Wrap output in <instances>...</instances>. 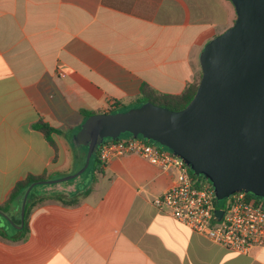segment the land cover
Segmentation results:
<instances>
[{"label": "crops", "instance_id": "0c3cea01", "mask_svg": "<svg viewBox=\"0 0 264 264\" xmlns=\"http://www.w3.org/2000/svg\"><path fill=\"white\" fill-rule=\"evenodd\" d=\"M231 3L0 0V205L30 175L52 180L81 168L74 138L83 110L140 105L144 84L182 93L204 47L234 23ZM40 121L56 129L51 139ZM100 165L36 183L26 232L25 194L0 209V264H264V247H222L152 203L174 169L138 153Z\"/></svg>", "mask_w": 264, "mask_h": 264}, {"label": "water", "instance_id": "95a60500", "mask_svg": "<svg viewBox=\"0 0 264 264\" xmlns=\"http://www.w3.org/2000/svg\"><path fill=\"white\" fill-rule=\"evenodd\" d=\"M234 23L204 47L202 78L190 104L173 110L151 102L126 111L96 113L77 131L88 145L85 164L55 183L83 173L105 139L130 133L179 155L195 175L213 184L218 200L246 191L264 199V0H231ZM2 213V211L0 210ZM217 214L222 211L217 209ZM6 215V214H5Z\"/></svg>", "mask_w": 264, "mask_h": 264}, {"label": "built area", "instance_id": "2783aa9c", "mask_svg": "<svg viewBox=\"0 0 264 264\" xmlns=\"http://www.w3.org/2000/svg\"><path fill=\"white\" fill-rule=\"evenodd\" d=\"M100 152L104 163L116 156L138 153L165 169H174L173 184L156 195L152 203L193 232L239 253L264 247L263 198L239 191L218 200L208 178L193 175L179 155L141 136L109 141ZM217 209L222 211L221 216Z\"/></svg>", "mask_w": 264, "mask_h": 264}, {"label": "trees", "instance_id": "16d2710c", "mask_svg": "<svg viewBox=\"0 0 264 264\" xmlns=\"http://www.w3.org/2000/svg\"><path fill=\"white\" fill-rule=\"evenodd\" d=\"M201 78H202V70L200 69L199 72L197 73V75L195 76L193 82L188 84V86L180 94H166V93L158 92L157 90L150 87L149 85L144 84L142 89H141V92L143 95H142V98L140 100V105L151 102V103H154L157 105L168 107V108L173 109V110L183 109V108L187 107L190 104V102L192 101V99L194 98V96L197 92V89L199 87ZM117 110L118 109H116V110L112 109V110H110V112H116ZM82 113L84 114L85 118H88L89 116L96 114L97 112L83 110ZM37 127L39 130L44 132L49 139H51V137H50L51 133L53 131H56V129L54 127H52L50 124H48L47 122H44V121H40L37 124ZM125 135H129L130 137L132 136L130 133H125ZM122 136H123V134L120 136V138H123ZM75 139H76V137L74 138V141H75ZM109 141H113V139H105L103 141V143L100 145L99 149L92 155L89 166L93 165L96 167V169L98 171L102 170V167L100 165L102 163L100 150H101V147ZM74 150L76 152V155L79 156V158L82 162V166H81V168H82L85 164V161H86V156H87V152H88V145L82 144L80 147H77L74 143ZM190 171L193 175H195L191 168H190ZM46 177H47L46 175H40V176L30 175L26 179L19 182L16 185V187L14 188V190L12 191L9 200L6 203H4L3 205H0V209L6 211L9 203H11L18 196L24 195L26 190L31 186V184H33L36 181L45 179ZM43 199L44 198H41L40 201H42ZM58 199H60V198H58ZM30 210H31V205H30V203H27L26 213H25V223H24V227H23L24 232L28 231V229H29L28 224H27V220H28ZM0 234H2V229H0Z\"/></svg>", "mask_w": 264, "mask_h": 264}, {"label": "rangeland", "instance_id": "374dc122", "mask_svg": "<svg viewBox=\"0 0 264 264\" xmlns=\"http://www.w3.org/2000/svg\"><path fill=\"white\" fill-rule=\"evenodd\" d=\"M232 4V3H231ZM232 8H233V10H234V15H236V11H235V7H234V5L232 4ZM138 106H141V105H137V106H132V107H130V108H134V107H138ZM130 108H124V109H126V110H128V109H130ZM126 110H122V111H126ZM129 135H125V134H123V138L124 137H128ZM89 168V169H88ZM87 169H86V172H84L83 173V175L82 176H86L88 173H89V171L90 170H93V165H90L89 167H88ZM73 180V179H72ZM3 215L7 218V219H9L8 218V216L7 215H5V213H3ZM14 225V224H13ZM15 226V225H14Z\"/></svg>", "mask_w": 264, "mask_h": 264}]
</instances>
